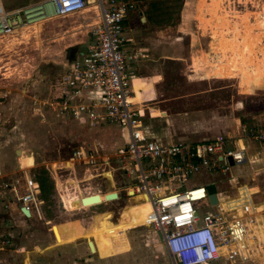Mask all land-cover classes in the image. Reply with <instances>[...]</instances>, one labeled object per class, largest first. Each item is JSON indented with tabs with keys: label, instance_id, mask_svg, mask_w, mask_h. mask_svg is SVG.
<instances>
[{
	"label": "rangeland",
	"instance_id": "374dc122",
	"mask_svg": "<svg viewBox=\"0 0 264 264\" xmlns=\"http://www.w3.org/2000/svg\"><path fill=\"white\" fill-rule=\"evenodd\" d=\"M37 1L2 3L11 8ZM131 1L144 13L154 0ZM209 3L168 0L163 4L168 23L160 25L144 23V17L139 22L138 12H127L125 28L132 30H126L129 40L123 47L145 54L131 63L134 74L140 75L133 78V100L141 97V88H153L151 99L142 101L151 108L150 116L145 109L144 121L161 142L234 136L239 122L264 128V0H220L219 8L231 15L230 22L221 23ZM217 13L221 16L222 11ZM85 15L84 11L46 20L38 37L22 28L0 39V264H169L157 250L159 234L139 227L149 209L146 196L125 201L121 196L112 203L67 211L56 190L55 180L65 198L78 188L92 192L108 188L106 177L81 178V167L72 168L67 159L74 147L106 156L121 143L114 125L87 129L42 104L52 95L57 75L70 64L65 48L72 46L74 56L93 41L79 29ZM245 145V161L232 165L229 173L239 184L254 188L252 203L264 205V148L252 140H245ZM42 168L52 187L48 199H43L42 218H23L11 186L24 173L36 179ZM108 174L116 185L133 182L132 177L117 174L112 179ZM170 183L179 185L178 180ZM207 183L213 184L207 190L222 192L223 201L234 192L220 181L219 173L204 169L189 175L178 190ZM92 196L72 203L80 207L103 201L100 193ZM198 205V214L212 211L204 202ZM83 240L91 242L92 252L80 249ZM209 264L228 263L219 258ZM239 264H264V244L261 254Z\"/></svg>",
	"mask_w": 264,
	"mask_h": 264
},
{
	"label": "built area",
	"instance_id": "2783aa9c",
	"mask_svg": "<svg viewBox=\"0 0 264 264\" xmlns=\"http://www.w3.org/2000/svg\"><path fill=\"white\" fill-rule=\"evenodd\" d=\"M2 2L0 39L22 28L33 30L35 24L53 17L84 11L86 14L81 16L79 29L93 41L86 45L84 53L71 55L69 66L55 79L52 95L42 104L56 116L87 129L102 123L116 126L121 143L112 154L98 156L91 149L74 147L67 160L72 168L81 167V178L104 176L107 171L112 179L118 174L132 177L133 182L116 185L117 180L113 179L110 190L116 193L115 199H104L71 211L112 203L121 196L125 201L143 193L149 209L139 227H151L159 234V243L169 264H209L219 258L228 264H239L262 251L264 242L258 239V230L264 228V205L252 203V188L239 184L229 168L245 161V140L264 146V128L254 129L239 122L234 136L217 134L193 141L161 142L152 135L144 123V111L150 116L151 108L131 100V81L135 76L131 63L141 56L140 49L127 51L123 47L129 40L126 30H132L125 28L126 15L130 10L138 12L136 3L131 0H39L5 8ZM139 13L138 21L142 22L143 16ZM200 169L219 173L220 181L234 190L232 195L223 201L222 192L215 190L216 202L211 203L207 187L212 183L178 190L189 175ZM171 180H178L179 185L171 186ZM11 190L20 216L42 218L43 199L34 177L24 173L20 180L14 181ZM91 192L84 190L82 194L88 196ZM199 202L206 203L212 211L198 214ZM20 207L28 211V216Z\"/></svg>",
	"mask_w": 264,
	"mask_h": 264
},
{
	"label": "trees",
	"instance_id": "16d2710c",
	"mask_svg": "<svg viewBox=\"0 0 264 264\" xmlns=\"http://www.w3.org/2000/svg\"><path fill=\"white\" fill-rule=\"evenodd\" d=\"M168 0H154L148 3V6L145 9V12L143 13L144 17V23L147 22L152 25H160V24H166L168 23V17H165L166 11L163 9V4H165ZM220 0H210L209 6L211 5V12L212 15H214L216 18H218V22H230L231 20L228 19L231 15H229L230 11L227 10H221L219 8ZM179 8V6H177ZM220 9V10H219ZM221 12V16L218 15L217 12ZM140 22V21H139ZM36 180L39 185L40 190V197L41 199H48V195L50 191L52 190L51 184L49 183L47 173L45 169H39L38 174L36 176ZM212 188V187H211ZM209 193H214L215 189H209Z\"/></svg>",
	"mask_w": 264,
	"mask_h": 264
},
{
	"label": "bare ground",
	"instance_id": "6f19581e",
	"mask_svg": "<svg viewBox=\"0 0 264 264\" xmlns=\"http://www.w3.org/2000/svg\"><path fill=\"white\" fill-rule=\"evenodd\" d=\"M90 2L92 1V0H89ZM41 31V24L40 23H37V24H35L34 25V27H33V30H32V32H33V34H34V36L35 37H38V35H39V32ZM26 35H28V34H26ZM12 38V37H11ZM29 38V37H28ZM18 39V38H17ZM22 39V38H21ZM10 40V39H9ZM15 45V44H14ZM9 49H10V47H9ZM134 78V77H133ZM133 79H132V81H131V88H132V91L134 92V87H133ZM131 100L132 101H134L133 100V95L131 96ZM68 163V162H67ZM111 175V174H110ZM104 177H106V179H107V181H109V185H110V188H111V185H112V181H111V178L109 177V174H108V172L107 173H104ZM55 186H56V190L58 191V195H59V197L61 198V202H62V206L67 210V211H71V210H77V209H81L82 207H87V206H85V205H82V206H80V207H75L74 205H73V200L74 199H76V198H81V199H79V200H76L75 202L77 203V202H80V200H82L84 197H87V199L86 200H84V201H87V200H91L92 199V195H94V194H97V193H100L101 195H106L107 193H109V192H111V190H110V188H108V189H105L104 191H98V192H91L90 194H88V196H85L84 194H82L83 193V191H81V189L80 188H78L77 190H76V192H75V194H72V195H69V196H66V198H65V196L63 195V194H61V190H60V186H61V184H59L58 183V181H56L55 180ZM128 191V193H131L130 191V189L129 190H127ZM138 195H144L143 193H140V194H138ZM84 196V197H83ZM145 196V195H144ZM83 197V198H82ZM104 200V199H103ZM91 205V204H90ZM89 206V205H88ZM261 208V206H259V209ZM258 239L259 240H262L263 242H264V228L263 229H260V230H258ZM261 250H259V254H261ZM260 257V256H259Z\"/></svg>",
	"mask_w": 264,
	"mask_h": 264
},
{
	"label": "crops",
	"instance_id": "0c3cea01",
	"mask_svg": "<svg viewBox=\"0 0 264 264\" xmlns=\"http://www.w3.org/2000/svg\"><path fill=\"white\" fill-rule=\"evenodd\" d=\"M137 11L139 12L140 10L139 9H137ZM136 12V11H135ZM141 12V11H140ZM141 14L143 15V12H141ZM180 16H181V14H180ZM191 17L193 18V15L191 14ZM191 18V19H192ZM188 20V19H187ZM189 21H190V19H189ZM143 23V22H142ZM142 50H145V48H141ZM132 50V49H131ZM127 51H130V50H127ZM145 54H141V57H143ZM134 73V72H133ZM135 75V74H134ZM135 76H137V77H140V75H135ZM152 76V75H151ZM142 79H145V77H141ZM136 79V78H135ZM133 83V87H134V92H135V86H136V84L134 83V81L132 82ZM145 84H147L146 82H145ZM147 87L144 89H140V95H141V97H139L138 98V100H136L135 102H137V103H140V102H142L144 99H151V97H152V95L154 94V91H153V88H151L150 89V87L148 86V85H146ZM134 92H133V99H134ZM144 92H146V94H144ZM146 96V97H145ZM146 117V115H144V118ZM144 123H145V121H144ZM145 125L147 126V124L145 123ZM147 129H148V127H147ZM149 132L152 134V135H154L155 137H157V138H159L158 137V135L156 134V133H154V132H152V131H150L149 130ZM205 138V137H204ZM207 138V137H206ZM159 139H161V138H159ZM200 139H202V138H200ZM195 140H197V139H195ZM169 141V139H166V142H168ZM262 148H264V146H262ZM252 189H254V188H252ZM254 192V191H253ZM103 199H105L104 198V195H103ZM83 242H84V246H82L80 249L81 250H86L88 253H89V250L87 249V246H86V240L84 241L83 240ZM159 245H160V243H159ZM83 248V249H82ZM158 252L159 253H161V254H163L164 256H166L167 258H168V256L166 255V253H165V251H164V249H163V247L160 245V246H158ZM117 255V254H116ZM111 257H113V256H111ZM168 260H169V258H168ZM170 263V262H169ZM29 264H32L31 262H29Z\"/></svg>",
	"mask_w": 264,
	"mask_h": 264
},
{
	"label": "water",
	"instance_id": "95a60500",
	"mask_svg": "<svg viewBox=\"0 0 264 264\" xmlns=\"http://www.w3.org/2000/svg\"><path fill=\"white\" fill-rule=\"evenodd\" d=\"M139 14H141V13H139ZM142 21H143V20H142ZM73 50H74V48H73L72 46L65 48V58H66V59H69V58L71 57V53L73 52ZM123 133H124V132H123ZM123 139H124V141L126 140V136H125V134H123ZM18 152H19V151L17 150L15 153H18ZM228 162H229L230 164H232V161H231L230 158H228ZM108 188H110V186H109ZM108 188H105V189H108ZM110 189H111V188H110ZM115 197H116V193L113 192V191H111V192H109V193H107V194L105 195V199H110V200H112V199H115ZM86 199H87V197H84L82 200H86ZM208 199H209V201H210L211 203H215V202H216V196H215V194H214V193H209V194H208ZM19 210H20L25 216H28V214H29L28 211L25 210L23 207H20ZM86 246H87V249H88L89 251H91V252L93 251V247H92L90 241L86 240Z\"/></svg>",
	"mask_w": 264,
	"mask_h": 264
}]
</instances>
